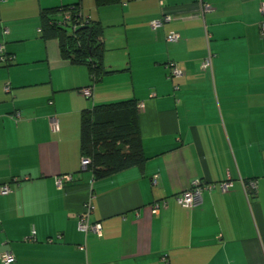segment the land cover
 I'll return each mask as SVG.
<instances>
[{
    "label": "crops",
    "instance_id": "obj_1",
    "mask_svg": "<svg viewBox=\"0 0 264 264\" xmlns=\"http://www.w3.org/2000/svg\"><path fill=\"white\" fill-rule=\"evenodd\" d=\"M75 3L102 28L110 72L94 83L83 65L59 57L55 39L39 33L41 9ZM202 3L211 10L200 15ZM260 4L0 0V185L10 187L0 194V253L10 252L8 264H264ZM162 14L169 19L151 28ZM170 32L176 41L165 40ZM167 62L182 73L169 77ZM88 85L86 98L79 89ZM130 98L144 164L93 178L79 164L80 111ZM65 174L71 181L57 188L55 178ZM195 178H228L230 185L179 206L173 196ZM247 179L255 189L246 195ZM160 199L167 207L151 212ZM87 200V220L99 224V234L76 226Z\"/></svg>",
    "mask_w": 264,
    "mask_h": 264
},
{
    "label": "trees",
    "instance_id": "obj_2",
    "mask_svg": "<svg viewBox=\"0 0 264 264\" xmlns=\"http://www.w3.org/2000/svg\"><path fill=\"white\" fill-rule=\"evenodd\" d=\"M119 0H94L96 6L110 5ZM68 14L70 24H61ZM69 27V31L67 30ZM39 33L42 39H55L59 57L69 64L83 65L91 82L100 79L106 70L102 62V28L95 20L83 19L78 4L41 9ZM79 151L90 162L86 170L93 178L107 177L118 171L141 168L142 152L135 100L95 104L79 115Z\"/></svg>",
    "mask_w": 264,
    "mask_h": 264
},
{
    "label": "built area",
    "instance_id": "obj_3",
    "mask_svg": "<svg viewBox=\"0 0 264 264\" xmlns=\"http://www.w3.org/2000/svg\"><path fill=\"white\" fill-rule=\"evenodd\" d=\"M162 0H159V2H161ZM211 7L208 4H200V15H202L203 12H207L210 11ZM259 10L261 13H264V5L260 4L259 5ZM169 17L165 14H162V16L157 19V20H153L150 22V27L151 28H155L158 27L162 24L163 21L168 20ZM71 19L69 18L68 14H63L60 23L61 24H70L71 25V29L74 28V24H72ZM4 32H6V30H4ZM264 32V25L263 23H261L260 25V33L263 34ZM178 34L170 32L166 35L165 40L166 41H176L178 39ZM2 51V46L0 45V52ZM5 58V56H3L2 54H0V60L3 61ZM209 66V57L207 56L206 58H204L201 62H200V67L201 68H206ZM166 68L168 71V76H179L182 73V70L177 67L175 65V63L173 62H167L166 64ZM91 82V81H90ZM93 83V82H91ZM5 91L8 90V86H4L3 88ZM80 93L86 97L89 98L91 96V87L90 85L82 87L79 89ZM141 106V104H139ZM138 105V106H139ZM18 114H16L17 116ZM49 128L51 131H57L58 129V125H57V120L55 117H50L49 118ZM90 160L88 157H84L81 156L80 160H79V164L81 168H86V166L89 164ZM72 176L70 174H65V175H59L55 178V186L57 188H60L63 184L64 181H71ZM154 183V180H153ZM242 187L243 190L245 192V194L247 195L248 193H252L253 190L255 189V181L253 179H247L245 181H242ZM230 185V180L227 178L224 181H220L217 183H203L198 179H193L191 181V183L189 184V186L180 191L179 193L175 194L173 196L174 201L176 202V204H178L181 207H193L196 204H198L201 201V191L202 190H207V191H211V190H217L219 192H226L228 190V186ZM10 191V187L8 184H1L0 185V194H6ZM168 205V201L167 199H160L158 201H154L150 204V211L155 213L157 212L159 209H164L166 208ZM91 210V204L90 201L87 200L85 202V204L83 205V211L81 212V214L79 215L78 219H77V228L78 230L82 231V232H86V231H91L94 232L96 234H99V224L97 223H90L87 220V216L89 214ZM33 237V231L31 232L30 238ZM13 260L12 255L10 254L9 251H2L0 253V261L3 264H8L9 262H11Z\"/></svg>",
    "mask_w": 264,
    "mask_h": 264
},
{
    "label": "rangeland",
    "instance_id": "obj_4",
    "mask_svg": "<svg viewBox=\"0 0 264 264\" xmlns=\"http://www.w3.org/2000/svg\"><path fill=\"white\" fill-rule=\"evenodd\" d=\"M69 29H70V28H69V27H67V30H68V31H69ZM85 100H87V101H90V99H85Z\"/></svg>",
    "mask_w": 264,
    "mask_h": 264
}]
</instances>
